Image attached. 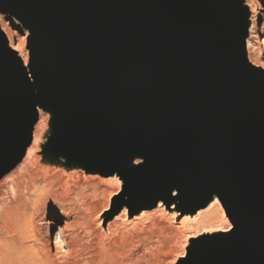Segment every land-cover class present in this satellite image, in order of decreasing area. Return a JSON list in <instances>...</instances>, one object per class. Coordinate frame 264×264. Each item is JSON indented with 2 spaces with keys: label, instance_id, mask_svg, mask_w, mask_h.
I'll return each instance as SVG.
<instances>
[{
  "label": "water",
  "instance_id": "95a60500",
  "mask_svg": "<svg viewBox=\"0 0 264 264\" xmlns=\"http://www.w3.org/2000/svg\"><path fill=\"white\" fill-rule=\"evenodd\" d=\"M29 40L55 132L77 154L144 163L111 217L128 205L184 212L214 195L232 225L183 264H264V76L246 64L236 0H0ZM37 116L32 87L0 35V180L23 159ZM66 167L65 165H62Z\"/></svg>",
  "mask_w": 264,
  "mask_h": 264
},
{
  "label": "bare ground",
  "instance_id": "6f19581e",
  "mask_svg": "<svg viewBox=\"0 0 264 264\" xmlns=\"http://www.w3.org/2000/svg\"><path fill=\"white\" fill-rule=\"evenodd\" d=\"M236 1L237 6L240 10V17L238 18V21L240 22L243 29V55L245 62L249 66V68L251 67L250 69L258 70L263 73L264 76V61H262V59L260 58V50V55L257 58L254 59L251 56V51L255 52V50L257 49H255L256 45L254 46V44H251L252 39L258 40L260 38V45L264 47V23H261L259 29L254 26V21L257 18L256 16L259 15L260 9L256 10L252 7V0L251 2L250 0ZM262 2L264 4V0ZM15 20L18 21L17 19ZM3 21H5L6 24L7 22L10 23L13 27V31L9 29V27L7 26L8 24L6 25L5 23H2ZM18 28H20V31L22 30L19 24H14L11 19L8 20L7 17L3 16L0 12V35L4 41L6 51L12 53L14 63L20 68L21 72L26 76L31 84L34 95V108L37 116V121L32 128L31 142L25 152L23 159L9 174L4 176L0 180V193L3 192V190L6 191V193L4 192L0 194V264H57L58 257L56 255V251L55 253L51 254L50 247L48 245H43L44 243L38 237V234L40 232V229L38 228L40 227L38 226V228H35L36 226L33 227L30 220H25V209L27 206L28 193L30 192L32 187H35L34 185L36 184V180L34 178L33 172H37L38 174L39 169H37V167L43 168L47 171L53 169L52 167L55 166H58V168L62 167L63 162L60 163L62 160H60V162L57 161L58 157L62 156L64 159H66V166L78 167L77 169H73L74 171L72 173L80 174V171H85L87 173L100 174L103 177H107L105 178V180L107 181H101L102 184H116L119 187V189L117 187L118 191H120L121 188L123 189L129 183L128 178L122 179L121 177L129 174L132 170L142 165L144 163V160L138 157V155L134 154V151H128L114 165L108 166L106 162L101 163L97 159L96 152L90 155L77 154L75 148L67 146L64 142V138L67 132L66 123L64 121H61L60 126L54 132L53 136L48 138V123L51 120L52 116L56 114V112L47 107L43 102L41 95V86L38 84L37 78L32 69L31 49L29 48L30 52H28V50H26L25 48V50L27 51V55L26 51L24 50V38L27 36H30V39L33 38L35 35V30L29 27H25L28 28V30H22L24 35L22 37L16 35L15 33L14 29L20 32ZM253 31L257 32V36H254V34L252 35ZM262 87L264 88V81ZM115 177L120 180V183L115 179ZM89 178L95 179V176H90ZM91 182L93 183H89L85 187H82L84 189H89L92 194H95L98 190L96 188V182ZM112 195L117 194L114 193ZM177 195L178 191L176 189L172 190L171 203L166 205L159 201L153 209H155V215H157L158 217L163 216L167 217V219L169 218L170 220H175L176 223H179V227L183 230L187 225L190 226L197 224L202 225V227L204 226L202 230L198 229L199 231L197 230V232L193 233L192 231V234H187L186 238L184 239L182 247H184L185 244V257L180 256L182 258V262L180 263H184L192 254L197 244L205 241L222 240L231 233L233 228L230 230L232 225L230 224V222H228L229 220L226 217L224 211H222V208L216 196L213 195L207 201L204 208L197 210L195 213H190L183 211V207L179 202ZM10 196L12 197V199L10 198ZM110 208L111 210L114 208V203H112ZM127 211L128 215H130V209L128 205H123L120 212L121 217H126ZM148 211L150 210H136L133 215L129 216V218H133L134 221L140 220V222L142 219L149 220L148 217L144 216L146 212L148 213ZM203 212H210L208 213L209 216L205 218L202 217V215L198 216ZM216 216H219L218 218L220 224H218V226H205L206 224H209L213 219L216 220ZM123 218L122 220L126 219ZM225 219H227L228 221H226ZM217 221L218 220H216V222ZM88 227L91 226L88 225ZM192 227L193 226H191L190 228ZM82 229L83 231L81 234L74 233L70 241L66 243L69 254L71 256L68 264H101L104 258L102 254V252L104 251L103 246L100 247L98 246V243H93L94 239H97L96 235H93L94 233L91 232L90 234L91 230H88L87 227H82ZM222 232L227 233H223V235L219 236V233L221 234ZM98 237L99 236H97V238ZM66 238L67 235H65L63 230H61L59 232L58 238L54 239V241L51 243L53 249H56L57 247L60 248ZM28 241H30L31 243L28 244Z\"/></svg>",
  "mask_w": 264,
  "mask_h": 264
},
{
  "label": "rangeland",
  "instance_id": "374dc122",
  "mask_svg": "<svg viewBox=\"0 0 264 264\" xmlns=\"http://www.w3.org/2000/svg\"><path fill=\"white\" fill-rule=\"evenodd\" d=\"M262 1L263 0H252V4L254 5H252V7L256 10L260 9L259 15L256 16L257 18L254 21V26H256L257 29H259L261 23H264V4ZM6 17L8 20L11 19L14 24H19L22 30H28V28L23 27L22 24L14 18L9 16ZM2 23L6 24L5 21ZM7 24L9 29L13 31L12 25L8 22ZM18 29L20 31V28ZM14 30L16 35L24 36L22 30L20 32L16 29ZM253 34L257 36L256 31H253L252 35ZM29 40L30 36L24 38V50L26 48L28 52H30ZM260 40V38L258 40H251V44H254V46L256 45L255 49L257 48L255 52L251 51V56L255 59L261 54L260 58L264 61V47L260 45ZM50 121L48 123V138L52 137L54 134V132L50 131L49 126H51L52 130L55 128V121L51 124ZM60 160L62 161L60 162ZM57 161L60 163L63 162V165L66 163V159L62 156L58 157ZM52 168L53 169L47 171L37 167V169H39L38 174L37 172H33L36 184L34 185L35 187L31 188L30 194L28 193L25 220H30L31 225L33 227L36 226L35 228H38V226L40 227L38 228L40 229L38 237L44 243L43 245H48L50 247L51 254L56 251L58 257L57 264H68L71 256L66 243L70 241L74 233L81 234L83 231L82 227H87L88 230H91L90 234L92 232L94 236L96 235L97 240L94 239V244L98 243V246H103L104 251L102 254L104 258L101 264H183L180 263L182 262L180 256L185 257V244L184 247H182L184 239L187 234L190 235L192 231L194 233L197 232L198 229L202 230L204 227L197 224L187 225L183 230L175 220L155 215V209L148 211V213L146 212L144 216L148 217L149 220L142 219V223L140 220L134 221L133 218H129L128 211L126 217H124L126 218L125 220H122L121 210L111 217L110 207L112 203H115L122 188L118 191L119 187L116 184H102L101 181H107L105 180L107 177H103L100 174L87 173L85 171H80V174L72 173L74 171L73 169L78 168L76 166H62L59 168L55 166ZM90 176H95V179L89 178ZM115 179L120 183L117 177H115ZM91 181L96 182V188L98 190L95 194H92L89 189L83 188L89 183H93ZM4 192L6 193V191L3 190L0 194ZM114 193L117 195H112ZM10 198L12 199L11 196ZM222 211H224L223 208ZM208 213L210 212H203L198 216L202 215V217L205 218L209 216ZM218 217L219 216L215 217V219L218 220L217 222L213 219L214 221H209L210 223L207 222L209 224L205 226H218V224H220ZM225 220L228 221L227 219ZM88 225L91 227H88ZM191 226H193L195 230L193 227L190 228ZM60 229L67 235V238L60 248L57 247L59 249H53L51 243L54 239L58 238L59 232L61 231ZM231 229L232 227L230 230ZM223 233L226 234L227 232L219 233V236L223 235ZM97 236L99 237L97 238ZM30 243L31 242L28 241V244Z\"/></svg>",
  "mask_w": 264,
  "mask_h": 264
}]
</instances>
